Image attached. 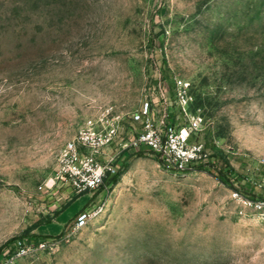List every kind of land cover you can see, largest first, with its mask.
Returning a JSON list of instances; mask_svg holds the SVG:
<instances>
[{
    "label": "rangeland",
    "instance_id": "rangeland-1",
    "mask_svg": "<svg viewBox=\"0 0 264 264\" xmlns=\"http://www.w3.org/2000/svg\"><path fill=\"white\" fill-rule=\"evenodd\" d=\"M146 102L158 124L203 116L216 166L122 158ZM104 114L119 175L77 194L61 151ZM235 190L264 198V0H0V262L264 264Z\"/></svg>",
    "mask_w": 264,
    "mask_h": 264
},
{
    "label": "built area",
    "instance_id": "built-area-1",
    "mask_svg": "<svg viewBox=\"0 0 264 264\" xmlns=\"http://www.w3.org/2000/svg\"><path fill=\"white\" fill-rule=\"evenodd\" d=\"M136 120L141 122L140 131L129 144L123 145L119 142V117L110 118L109 114H104L99 123L88 120L61 151L56 179L64 181L77 194L99 189L118 172L120 156L118 149L112 151L115 145L123 146L124 151L145 147L158 154L168 168L179 173H189L199 166L206 168L215 161L205 143L198 139V135L208 127L203 116H189L184 126L169 124L165 119L158 124L153 118L150 103L146 102ZM232 200L237 203L241 215H257L264 220V198L235 190ZM90 218V212L81 213L75 227H83Z\"/></svg>",
    "mask_w": 264,
    "mask_h": 264
},
{
    "label": "trees",
    "instance_id": "trees-1",
    "mask_svg": "<svg viewBox=\"0 0 264 264\" xmlns=\"http://www.w3.org/2000/svg\"><path fill=\"white\" fill-rule=\"evenodd\" d=\"M143 149H147V148H145V147H143V148H140V149H137V152H135L136 150L135 149H127V150H125L124 152H123V154H122V158H124L125 160L127 159V156H130L133 152L134 153H138V152H142L143 151ZM135 150V151H134ZM212 157H213V159L215 160L214 162H212L211 163V165H213V166H216V161H217V159H218V155H212ZM121 159V158H120ZM203 169V167L202 166H199V169ZM119 175V172H117V174L115 175V176H113L112 178H113V181H116L117 180V176ZM46 239V238H45ZM10 243L11 242H9L8 243V245H10Z\"/></svg>",
    "mask_w": 264,
    "mask_h": 264
}]
</instances>
